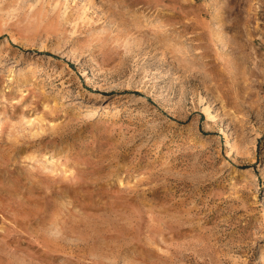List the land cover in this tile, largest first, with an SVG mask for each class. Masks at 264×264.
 Segmentation results:
<instances>
[{
    "label": "rangeland",
    "instance_id": "rangeland-1",
    "mask_svg": "<svg viewBox=\"0 0 264 264\" xmlns=\"http://www.w3.org/2000/svg\"><path fill=\"white\" fill-rule=\"evenodd\" d=\"M0 264H264V0H0Z\"/></svg>",
    "mask_w": 264,
    "mask_h": 264
}]
</instances>
